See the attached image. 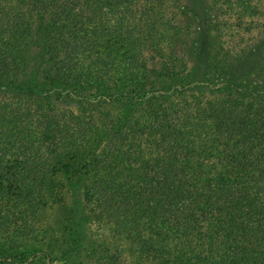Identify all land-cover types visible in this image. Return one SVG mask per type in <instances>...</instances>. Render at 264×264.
<instances>
[{
	"label": "trees",
	"instance_id": "1",
	"mask_svg": "<svg viewBox=\"0 0 264 264\" xmlns=\"http://www.w3.org/2000/svg\"><path fill=\"white\" fill-rule=\"evenodd\" d=\"M260 3L0 0V264H264Z\"/></svg>",
	"mask_w": 264,
	"mask_h": 264
},
{
	"label": "rangeland",
	"instance_id": "2",
	"mask_svg": "<svg viewBox=\"0 0 264 264\" xmlns=\"http://www.w3.org/2000/svg\"><path fill=\"white\" fill-rule=\"evenodd\" d=\"M260 6H264V0H261ZM220 17H221V20L227 21V24L224 25V31H228L229 26H231V25H235L236 27H245V23H247V22H245V20L249 21V19H250L249 16H246V17L243 18V20L245 19L244 21L240 20V18H242V17H240L239 14H233L232 17L230 18V20H228L227 17H224L223 15H220ZM210 20L211 19H209V17L205 16L204 21H202V25L207 26L209 24ZM241 30L242 29H239V31H241ZM256 32H257V30L254 31V33H256ZM210 39H211L210 43L212 42V43L216 44L214 42L213 37L209 38L208 40H210ZM224 40L225 41L226 40L230 41L231 39L230 38H228V39L224 38ZM240 86L244 87V88H247V89H253V90H257V91H264V83L256 82V80L245 81ZM106 234H108V233H106ZM106 238L111 239V238L108 237V235L106 236ZM109 242L112 243V244L115 243L114 240H109ZM122 245H123V248L125 249V255L127 257H129L130 259H135L136 256H137L135 248L132 247V246H129L126 243H123ZM45 264H58V263H55V262L51 263L50 261L46 260Z\"/></svg>",
	"mask_w": 264,
	"mask_h": 264
}]
</instances>
